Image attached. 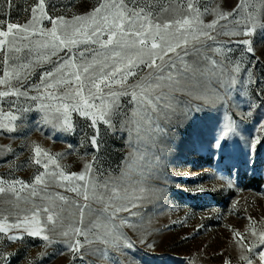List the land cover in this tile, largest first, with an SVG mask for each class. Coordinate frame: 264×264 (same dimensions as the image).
Masks as SVG:
<instances>
[{"label": "rangeland", "instance_id": "obj_1", "mask_svg": "<svg viewBox=\"0 0 264 264\" xmlns=\"http://www.w3.org/2000/svg\"><path fill=\"white\" fill-rule=\"evenodd\" d=\"M102 2L46 0V9L53 17L71 20L74 15L90 13ZM192 2L200 9L203 25L215 21L217 12L237 9L235 19L240 24L229 17L220 20L215 31L203 28L196 23L197 13L187 9L189 0H124L129 13L142 8L155 23L190 17L194 30L189 31V25L177 30L173 25L162 33V48L181 42L180 48L163 57V71L157 73L163 79L151 76L153 70L140 64L134 69L136 75L128 77L123 86L113 85V91L129 93L118 98L119 108L110 116L114 127L102 120L93 124L90 116L75 110L82 108L75 99L45 98L41 81L44 71L54 70L57 63L65 61L69 62L62 70L65 75L56 73L54 80L74 79L67 74L87 64H92L90 72L99 74L101 62L111 65L112 61L96 55L104 51L98 44L82 42L35 63L46 52L35 42L49 38L36 35L23 40L17 36V46L30 45L31 53L26 47L21 53L0 52V78L11 64L33 62L25 70L29 74L22 79V87L15 78H10L9 85H0V91L15 86L27 93L0 97V181L6 189L11 182L23 181L37 192L33 196L32 189L27 188L18 194L11 190L0 193V223L7 217L10 226L21 224L19 229L9 227L0 233V264H246L242 256H248L253 264H264L259 259L264 252V244L259 243V234L264 232V30L257 27L251 36L222 34L241 30L249 14L264 22V3L248 0V6L240 8V0ZM36 3L0 0V31H6L9 23H28ZM132 19L131 26L125 21L129 31L140 30L146 23L143 13ZM39 26L48 29L52 25L44 20ZM200 31H210L214 39L199 35ZM243 40L251 41L252 52L240 42ZM140 47L125 52L130 55ZM144 58L147 60L146 55ZM236 64L240 65L239 72L233 71ZM169 75L179 83L170 81ZM230 78L235 79L234 84L229 83ZM145 81L152 84L151 89L144 96L136 89L139 98L133 99V86ZM67 88L59 84L47 91L62 96ZM108 91L89 97L98 106L90 112L108 104ZM84 95H88L87 89ZM198 95H206L209 101L195 98ZM149 98L152 103H147ZM134 111L137 115L133 118ZM65 115L72 130H61ZM132 119L136 122L131 123ZM93 136L95 145L90 143ZM36 147L41 149L38 157ZM37 158L41 164L35 163ZM89 164L88 200L51 182L46 188L33 184L38 174H44L45 179L53 170L82 174ZM82 183L72 181L73 185ZM56 194L67 200L56 198ZM101 194L103 199H97ZM132 203L136 207H131ZM45 206L49 213L40 211L38 224L23 222ZM125 206L128 211H114ZM50 213L56 214L55 225L46 219ZM124 220L136 227L122 223ZM38 227L44 229L40 235L24 231ZM77 227L87 232V240L75 233ZM117 233L133 241L134 247L113 245ZM45 234L51 242L42 238ZM13 236L22 239L9 238ZM77 239L81 247L73 252L69 245Z\"/></svg>", "mask_w": 264, "mask_h": 264}, {"label": "snow or ice", "instance_id": "obj_2", "mask_svg": "<svg viewBox=\"0 0 264 264\" xmlns=\"http://www.w3.org/2000/svg\"><path fill=\"white\" fill-rule=\"evenodd\" d=\"M261 3H264V0H261ZM248 0H240V8L247 7ZM188 11L196 12V23L200 24L203 28H206L211 31H215L216 24L219 23L220 20H227L229 17L234 18V22L239 25L240 21L235 19V16L238 14L239 9L234 10L233 12H217V19L212 23L207 25H203L202 21L199 20V7L195 6L192 0H189L187 5ZM205 12L209 11L208 8L204 9ZM212 11H216L213 9ZM31 19L28 23L24 25H19L15 23H9L7 25L6 31H0V52H15L21 53L24 50V47L28 48V52L31 53L32 48L30 45H24L23 47L17 46V36H19L23 40H29L30 36H40V37H48L49 39L38 40V47L45 49L43 57H37L35 63H40L42 61H47L51 57L56 56L58 51L68 48L70 50L71 46L78 45L80 43H91L98 44L99 48L104 51L96 52L97 56H102L104 61L111 60V65H105L101 62V69L99 74L90 72V68L92 64H87L83 66L82 69H79L73 73L67 74L72 78L68 79H53L56 73H61V75H65L63 73V68L69 62L65 61L64 64L57 63L54 70L44 71L41 74V81L44 85V91L47 92V96L45 98L48 99H75L77 105H82L81 107H76V111H80L82 115L88 117L90 116L91 122L96 124L99 121H103L109 127H114L112 125L110 116L113 113L114 109L119 108L118 98L121 95L129 94L127 91H113V85H121L123 86L128 77L136 75L134 69L138 67L140 64H144L146 68L153 70L150 75L154 76L156 79H163L162 76L157 75L163 71V57L168 55L169 52H175L177 48L181 47V42H177L176 44H169L166 48H162L161 42L164 41L165 37L162 34L163 32H167L168 30L173 28V25L177 26V30L183 29L184 26L189 25V31L194 30L193 20L190 17H185L182 20L169 21L164 24L155 23L150 18V13L145 12L144 9L133 10L132 13L128 12L127 5L124 3V0H103L102 3H98V6H95L90 13L86 15H74L71 20L66 19L64 16L53 17L49 15L46 9V0H37V3L34 7L30 9ZM143 13V19L146 23L140 25V30L129 31L128 27H126L125 21L128 22V25L131 26L134 24L132 19L133 16L139 18ZM48 20L51 23V27L45 29L42 26H39L42 21ZM223 27H227L224 25ZM257 27H260L264 30V22H260L256 20L252 14H249V19L243 25L241 30H232L229 32H224V35L230 36H251ZM154 29L155 31H151ZM199 35L207 37L209 39H214L211 36L210 31H200ZM107 36V39L103 37ZM11 37V39H9ZM83 37V39H80ZM241 43L247 46V51L252 52L251 41L243 40ZM184 44H187L188 41L186 39L183 40ZM141 46L138 51L132 54H126V49H133L136 46ZM7 46V47H6ZM161 49V52H153L152 50ZM218 52L221 49H217ZM162 53V54H161ZM82 55V54H81ZM145 55L147 56V60H145ZM160 60L161 63L157 64V60ZM3 62L8 64V59L4 58ZM33 62L29 61L27 64H11L9 65L8 70L3 72V78H0V85H9L10 78H15L18 82H20V87L23 86L22 79L26 78L29 74L25 70L28 69ZM96 61H93V64ZM213 64L217 63L216 61H212ZM174 67V65H172ZM107 67L109 70L104 71V68ZM234 72L240 71V65L236 64L233 68ZM83 76V79H82ZM168 79L173 81V83H179L178 81H174L172 76L169 75ZM47 81V83H44ZM87 81V83H85ZM230 84L235 83L234 78H230ZM64 84L67 85V90L63 93L62 96H54L53 92L47 91L48 89H55L57 85ZM103 86V87H102ZM158 86V85H157ZM20 87L13 86L11 90L0 91V97L7 96H20L27 95L26 92L21 91ZM152 84L145 82H138L133 86V90L131 95L133 99H138V93L136 89L140 90V96H144L147 94V90L151 89ZM85 89L88 91V95H84ZM104 89H108L107 96L111 97L107 105H102L99 107L97 112H90L91 109H96L98 106L92 103L89 99L90 96H97L104 92ZM40 91V89H37ZM195 98L203 99L205 102L209 101V97L206 95H198ZM33 100L39 99V97H32ZM147 103H152L151 99L147 100ZM155 107V105H153ZM59 111V108H57ZM68 111V105H64L65 114ZM137 115V113L133 112V118ZM13 120L17 119L15 116L12 117ZM131 123H135V119L130 121ZM15 130V127L12 128ZM61 130L69 131L72 130V125L67 119L65 115L64 119L61 121ZM231 131V128H229ZM228 133L225 132L224 135ZM90 143L93 145L96 144L95 136L92 137ZM36 156L38 157L41 153V149L36 147L35 149ZM47 155V153H45ZM36 164H41L40 159H35ZM53 164H56L55 161H52ZM43 167L48 169V164L44 163ZM59 168V165H56ZM91 164L86 165L85 172L82 174H66L63 171L53 170L47 173V179H45L44 174H38L34 177L33 184L34 185H44L45 188L49 182L56 184L59 187L65 188L67 191H71L82 195L84 200L89 199V191L88 187L91 184V180L89 179V173L91 171ZM82 181L84 183L79 185H73L72 181ZM3 181H0V193H4L6 190H11L14 193L19 191H23L24 189L31 188V195H37L36 189L32 185L25 184L23 181H15L9 183V189H6L3 186ZM20 185V188L17 189L16 185ZM106 187V185H105ZM93 193H95V186L92 187ZM56 198L66 201L67 198L56 194ZM97 199L102 200L103 195L97 196ZM137 200L141 199V197L137 196ZM83 207L81 206V218L83 217ZM131 207H136V203H132ZM106 210V209H105ZM129 208L127 206L119 209H115L114 211H128ZM40 211L45 213H49V208L47 206L43 208H37L31 213L30 217H26L25 221L31 220L34 223H39L36 220V217L39 216ZM55 213H50L47 215V221L51 222L55 225ZM132 215H137L136 213H132ZM122 223L127 224L131 228H135L136 224L130 220H124ZM9 227H15L19 229L21 227L20 223L9 225L7 223V217L4 218V223H0V233H5ZM24 231L27 232L28 235H40L41 232H44L43 228L29 229L25 228ZM75 233L79 235L85 236V240H87V232L81 228L77 227L74 229ZM68 233L65 232L64 235ZM239 237L241 234L239 232L236 233ZM253 235H256L253 232ZM10 239H22V237H9ZM45 241H50L49 235L45 234L42 237ZM91 243V241H88ZM105 243L109 241L105 240ZM111 243L118 247H126L132 248L134 247V242L131 241L128 237L124 236L123 233H117ZM259 243L264 244V232L259 234ZM255 246V245H253ZM69 247L73 252H76L81 247V242L77 239L73 244H70ZM242 259L246 261V264H253L252 260L248 256H242ZM260 261L264 262V252L260 253L259 256Z\"/></svg>", "mask_w": 264, "mask_h": 264}]
</instances>
